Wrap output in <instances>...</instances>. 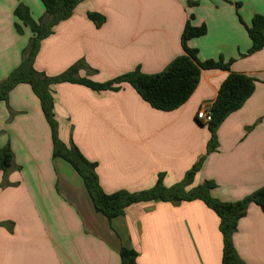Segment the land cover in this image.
Wrapping results in <instances>:
<instances>
[{
    "label": "crops",
    "instance_id": "obj_1",
    "mask_svg": "<svg viewBox=\"0 0 264 264\" xmlns=\"http://www.w3.org/2000/svg\"><path fill=\"white\" fill-rule=\"evenodd\" d=\"M20 5L35 21L46 16L41 0H0V83L21 65L33 37L15 14ZM89 12L106 22L98 28ZM263 13L264 0L83 1L42 41L34 62L39 73L57 77L79 65L75 77L98 84L136 69L162 73L184 54L189 21L207 29L188 42L199 62L223 60L229 70L202 71L189 100L171 112L154 109L128 84L118 92L54 85L58 140L97 164L108 195L149 190L159 175L165 189L183 195L213 182L211 196L221 202H240L263 189L264 48L242 57L251 47L246 27ZM230 73L258 83L218 127L217 148L208 152L211 133L197 114L212 107ZM4 148L11 149L14 164L0 174V264H121L123 247L138 252V264H223L220 219L200 200L136 204L111 221L97 214L79 175L54 158L52 127L28 84L0 101ZM202 160L187 185V174ZM233 244L243 264H264V214L257 205L251 203L238 221Z\"/></svg>",
    "mask_w": 264,
    "mask_h": 264
},
{
    "label": "trees",
    "instance_id": "obj_2",
    "mask_svg": "<svg viewBox=\"0 0 264 264\" xmlns=\"http://www.w3.org/2000/svg\"><path fill=\"white\" fill-rule=\"evenodd\" d=\"M85 0H41L46 9L45 18L35 21L30 11L24 5L16 10L20 24L29 27L33 33L28 48L23 52L21 65L2 83H0V101H6L11 90L19 84H28L41 100L45 116L52 127L54 139V158H60L68 163L81 178L94 211L109 221L125 215L127 208L141 203L173 202L200 200L213 210L220 219V230L223 235V264H243L235 251L233 234L238 221L247 213L248 206L257 205L264 214V188L240 202H221L211 196L217 188L213 182H205L202 186L183 195L180 189L167 190L163 187V176L159 175L155 186L139 193L120 191L111 195L105 194L100 187L96 175V163L88 161L80 150L72 143L65 146L57 138L54 120V101L52 86L61 83L80 84L93 91L118 92L121 86H132L139 95L154 109L163 112L174 111L183 106L195 92L202 71H228L229 63L223 60L199 62L197 50L188 47L192 39L201 38L207 34L205 26L194 27L189 21L182 35L184 54L174 60L162 73L145 75L140 69L117 77L107 83L98 84L88 79H78V66L57 77H47L36 71L35 58L43 40L50 37L55 28L68 20L76 8ZM87 19L100 28L105 22V16L89 12ZM16 24V30L22 34V25ZM251 47L242 57L251 56L264 48V13L253 18L246 27ZM258 80L254 77L230 73L219 88L218 97L212 104V121L208 124L211 133L208 152L217 148L216 131L221 123L231 114L242 108L253 95ZM14 156L10 148L0 149V174L6 175L13 168ZM203 160L199 162L186 176V184L193 181L200 170ZM121 264H138L139 254L136 250L123 247L120 250Z\"/></svg>",
    "mask_w": 264,
    "mask_h": 264
},
{
    "label": "built area",
    "instance_id": "obj_3",
    "mask_svg": "<svg viewBox=\"0 0 264 264\" xmlns=\"http://www.w3.org/2000/svg\"><path fill=\"white\" fill-rule=\"evenodd\" d=\"M212 118L211 108L203 107L197 114V120L207 125L212 121Z\"/></svg>",
    "mask_w": 264,
    "mask_h": 264
},
{
    "label": "rangeland",
    "instance_id": "obj_4",
    "mask_svg": "<svg viewBox=\"0 0 264 264\" xmlns=\"http://www.w3.org/2000/svg\"><path fill=\"white\" fill-rule=\"evenodd\" d=\"M71 168H72V167H71ZM62 169H63V168H60V169H59V170H60V173H61ZM72 169H73V168H72ZM74 172H76V171L73 169V173H74ZM76 173H77V172H76ZM64 183H65V182H63V184H64Z\"/></svg>",
    "mask_w": 264,
    "mask_h": 264
}]
</instances>
